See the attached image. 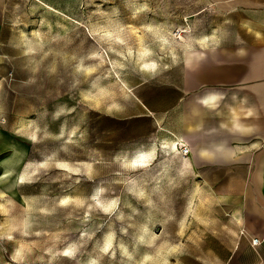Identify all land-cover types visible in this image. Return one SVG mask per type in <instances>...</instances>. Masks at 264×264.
<instances>
[{
	"label": "rangeland",
	"instance_id": "obj_1",
	"mask_svg": "<svg viewBox=\"0 0 264 264\" xmlns=\"http://www.w3.org/2000/svg\"><path fill=\"white\" fill-rule=\"evenodd\" d=\"M200 8L215 0L15 14L0 78V264L242 261L222 227L239 174L186 172L168 130L182 113L177 58L199 31L182 24Z\"/></svg>",
	"mask_w": 264,
	"mask_h": 264
},
{
	"label": "crops",
	"instance_id": "obj_2",
	"mask_svg": "<svg viewBox=\"0 0 264 264\" xmlns=\"http://www.w3.org/2000/svg\"><path fill=\"white\" fill-rule=\"evenodd\" d=\"M83 1L0 0V78L13 60L15 14L32 7L70 13ZM215 3L216 8H200L197 21L182 24H198L199 31L177 58L183 74L170 87L178 95L172 109L182 113L168 130L190 148L179 153L186 172L239 174L236 196L232 193L225 211L230 225L222 227L237 238V249L244 248L238 264H264V0ZM207 11L213 14L210 22L203 18ZM155 120L162 124V118ZM254 237L257 246L251 245Z\"/></svg>",
	"mask_w": 264,
	"mask_h": 264
},
{
	"label": "built area",
	"instance_id": "obj_3",
	"mask_svg": "<svg viewBox=\"0 0 264 264\" xmlns=\"http://www.w3.org/2000/svg\"><path fill=\"white\" fill-rule=\"evenodd\" d=\"M178 150H179V153H180L181 155H186V154H188V153L190 152V148H189V146H188L186 143H184L183 141H180V142L178 143ZM250 242H251V245H252V246H257V245L260 244L259 239L256 238V237L251 238V241H250Z\"/></svg>",
	"mask_w": 264,
	"mask_h": 264
}]
</instances>
